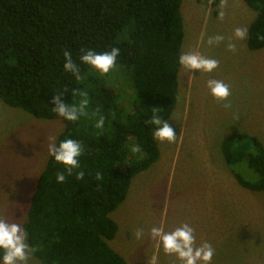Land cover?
<instances>
[{"label": "trees", "instance_id": "16d2710c", "mask_svg": "<svg viewBox=\"0 0 264 264\" xmlns=\"http://www.w3.org/2000/svg\"><path fill=\"white\" fill-rule=\"evenodd\" d=\"M183 0H0V98L38 118L61 119L56 141L81 142L80 168L58 183L65 166L49 156L32 194L24 222L30 247L43 264H130L110 243L119 224L111 216L127 198L133 178L160 158L154 108L167 121L179 100V55L184 38ZM220 0L213 3L217 5ZM257 11L247 45L261 49L264 0H244ZM120 49L116 65L131 79V90L113 88L106 74L84 64L81 49L101 53ZM71 52L81 79L63 68ZM67 89V91H64ZM79 105L87 92L86 115L75 122L52 109L54 95ZM104 127H95L100 116ZM250 138L233 127L223 143L225 155L235 138ZM250 167L258 180L236 175L245 188L264 191V144L250 138ZM139 145L141 151L132 152ZM84 171L83 179L76 173ZM100 173L102 179H96ZM3 250H0V263Z\"/></svg>", "mask_w": 264, "mask_h": 264}, {"label": "rangeland", "instance_id": "374dc122", "mask_svg": "<svg viewBox=\"0 0 264 264\" xmlns=\"http://www.w3.org/2000/svg\"><path fill=\"white\" fill-rule=\"evenodd\" d=\"M214 1H182L181 54L217 59L219 67L208 73L181 65L179 100L167 120L177 138L173 143L157 139L169 144L170 158H160L137 174L126 200L111 213L124 229V246L120 240L117 245L123 246L130 264H181L149 233L153 226L168 232L185 222L194 227L197 245L208 241L214 247L211 264H264V191L245 188L236 178L241 175L252 183L259 178L247 157L253 151L251 137L264 144V47L252 50L248 36H233L235 28H249L257 11L244 0H227L220 20V2ZM217 34L225 41L208 45V37ZM229 37L237 45L235 53L226 48ZM106 75L113 88L131 90L130 77L118 65ZM209 79L230 86V109L212 96ZM233 127L251 137H235L225 155L223 143ZM63 129L61 119L35 117L0 98V216L9 222L24 228L38 177L50 156L49 137L56 142ZM136 228L144 229L139 240ZM28 264L43 262L32 252Z\"/></svg>", "mask_w": 264, "mask_h": 264}, {"label": "clouds", "instance_id": "9594fccd", "mask_svg": "<svg viewBox=\"0 0 264 264\" xmlns=\"http://www.w3.org/2000/svg\"><path fill=\"white\" fill-rule=\"evenodd\" d=\"M227 6V0H220L218 18L223 20L225 17L224 8ZM233 36L236 40H245L248 36L247 27H237L234 29ZM258 39L264 40V36H257ZM225 41L223 35L209 36L208 45H216ZM228 51L235 53L237 51L236 43L232 42V38H228L226 44ZM80 61L97 69L102 75L109 73L116 67L117 57L120 55V49L112 47L110 51L98 53L94 49H81ZM64 64L63 68L67 72H71L76 76V79H81L79 65L73 60L70 51L63 52ZM179 63L189 70H199L211 73L219 67V61L214 58H209L203 55H198L193 52H186L179 55ZM207 87L214 98L218 101H224L223 107L231 108V102L228 97L231 95L230 86L222 80L209 79ZM64 91H67L65 89ZM82 97L79 105H69L62 99L63 92L52 97L53 111L68 121H77L80 116L86 115L85 109L88 106L87 92L79 93ZM238 119V117H237ZM105 118L101 115L97 120L95 127L102 129L104 127ZM147 124L155 125L153 136L161 142L167 140L169 143L176 141L177 135L174 128L159 115V109L154 108L151 118ZM132 152L138 153L141 151L139 145L132 147ZM83 152L81 142L67 138L57 144L55 137H49L48 154L54 158L57 163L65 166V171L56 173L58 183H63L66 179L65 172L68 176L72 175L74 169L80 168L78 157ZM84 171L76 173L77 179L84 178ZM96 179H102L100 173H97ZM136 239H141L144 236L143 228H136L134 231ZM150 238L159 240L162 243L165 254L175 255L181 264H211L215 254V249L208 241H203L199 245L196 243L195 229L188 222L182 223L172 231H164L160 227L153 226L150 229ZM0 250H3L2 264H28L30 256L34 248L27 243V233L21 224L9 222L7 218L0 216ZM154 264V261H153Z\"/></svg>", "mask_w": 264, "mask_h": 264}, {"label": "crops", "instance_id": "0c3cea01", "mask_svg": "<svg viewBox=\"0 0 264 264\" xmlns=\"http://www.w3.org/2000/svg\"><path fill=\"white\" fill-rule=\"evenodd\" d=\"M178 114H180L181 113V111L180 112H177ZM172 117L174 116V114L172 113V115H171ZM171 118V117H170ZM169 118V119H170ZM168 119V120H169ZM172 121H173V119H172ZM175 121V120H174ZM175 130V129H174ZM158 141V140H157ZM166 141V140H165ZM165 141H163V142H165ZM158 144H159V148H160V158L161 159H166L165 158V156L167 157L168 155H169V158H170V153H171V148H170V146H169V144L167 143H159V141H158ZM166 150L168 151V152H166ZM217 152H219V150L217 151ZM220 153V152H219ZM221 153H223V152H221ZM225 154V153H224ZM159 158V159H160ZM158 159V160H159ZM131 185H132V183H131ZM131 188V187H130ZM130 190V189H129ZM115 219V218H114ZM116 220V219H115ZM117 221V223L119 224V231H118V233H117V235H116V237L113 239V240H111V245L117 250V251H119L126 259H127V255H125L126 254V252H125V250L123 249V246H124V241H123V238H124V236H125V233H124V229H123V227L121 226V224L118 222V220H116ZM120 240V243L119 244H122L123 246H118L117 244H118V241ZM123 253H122V252ZM128 260V259H127Z\"/></svg>", "mask_w": 264, "mask_h": 264}]
</instances>
